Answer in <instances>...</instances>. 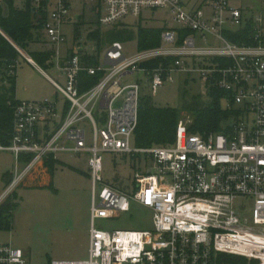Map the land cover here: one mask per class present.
I'll list each match as a JSON object with an SVG mask.
<instances>
[{
	"label": "built area",
	"instance_id": "1",
	"mask_svg": "<svg viewBox=\"0 0 264 264\" xmlns=\"http://www.w3.org/2000/svg\"><path fill=\"white\" fill-rule=\"evenodd\" d=\"M98 1L104 7L101 26L163 10L178 28H162L159 46L130 58L113 42L103 63L90 65L83 57L96 59L92 52L83 54L75 46L69 56L60 53L71 0H55L50 10L49 0H30L34 13H46L41 31L50 46L48 70L54 69L64 86L30 61L61 100L17 101L13 107L10 140L0 143V152L10 153L22 169H15L6 192L46 160H57L58 153L87 154L91 180L87 256L51 264H217L220 256L264 264V18L245 14L230 0H196L197 5L193 0ZM207 37L213 40L210 44ZM17 67L18 62L9 74L15 76ZM80 73L100 78L80 93ZM135 73L146 77L153 94L164 83H173L175 74L195 75L209 90L223 93L222 108L235 114L232 123L226 132L207 135L178 125L170 145L131 147L142 95L137 82L124 84V79ZM97 107L102 127L92 115ZM102 153L143 155L152 166L135 174L134 191L125 194L103 183ZM237 198L246 200L239 208ZM133 204L148 210L152 231L96 227L97 221L128 213ZM0 264L25 260L20 250L0 245Z\"/></svg>",
	"mask_w": 264,
	"mask_h": 264
},
{
	"label": "rangeland",
	"instance_id": "2",
	"mask_svg": "<svg viewBox=\"0 0 264 264\" xmlns=\"http://www.w3.org/2000/svg\"><path fill=\"white\" fill-rule=\"evenodd\" d=\"M193 2L197 5L196 0ZM230 3L241 8L245 14L261 15L264 18V0H230ZM14 4L18 6V3ZM91 5L93 4L81 0L72 1V13L79 14V16L74 17L71 20L72 23L62 28V31L66 36V41L69 42L73 38L74 27L77 26L80 39H74L75 46L83 54L92 52L91 54L95 56L99 64L103 63L104 51L113 42L122 45L125 57L130 58L136 55L139 52V28H178L170 15L163 10H146L142 12L140 18L127 16L115 24L101 26L99 18L104 14V7L98 3L93 6L94 10L90 13L88 8ZM92 34L99 37L100 46H98V40L91 37ZM194 37L199 41V34H194ZM206 39L209 44L213 41L210 37ZM32 49L46 50L47 47L35 46ZM45 73L52 80L64 86V80L58 79L54 69L46 70ZM15 77L17 101H40L55 98L58 101L61 100L51 84L25 62L21 61ZM129 82H137L141 88V95L150 98L157 108L181 110L193 96H198L203 103L209 100L210 86L205 85L195 75L175 74L173 83H164L154 94L148 80L141 73H135L124 79V84ZM119 105L120 101L115 104L116 107ZM92 115L97 126L102 127L103 122L99 119L103 114L98 107L92 111ZM252 118L253 116L250 115V126ZM189 119L185 112L180 113L177 126H187ZM90 137L91 129L87 126L88 144H90ZM130 145L135 147L134 137ZM101 156L103 183L125 194L133 193L135 174H145V171L152 166V163L143 155L131 157L130 155L102 153ZM59 159L64 166L54 169L52 187L27 190L18 186L7 193V187L11 181L2 180V175L8 172L13 176L15 169L21 170L22 167L15 164L10 153H0V200L8 194L3 201H7L9 196H16L17 204L12 214L10 229L0 230V245H11L20 250L25 264L80 261L87 255L86 232L90 225L91 200V180L88 175L87 156L63 155L59 156ZM99 189L100 186H97V190ZM245 201L244 198H237L234 204L239 208L245 204ZM96 227L106 231H152V222L148 210L133 204L128 213H120L111 220L97 221ZM247 264L255 263L247 262Z\"/></svg>",
	"mask_w": 264,
	"mask_h": 264
},
{
	"label": "trees",
	"instance_id": "3",
	"mask_svg": "<svg viewBox=\"0 0 264 264\" xmlns=\"http://www.w3.org/2000/svg\"><path fill=\"white\" fill-rule=\"evenodd\" d=\"M6 9V14H4ZM46 19L44 10L37 14L33 12L30 0H25L21 7H16L14 1L0 2V143L7 144L12 132V111L17 103L15 98L16 77L9 74V68L21 58L18 50L24 51L43 70H48L51 52H32L28 48L39 42L43 22ZM162 29L139 28L138 50L152 49L159 46ZM98 40V36L92 34ZM116 37V36H115ZM18 49V50H17ZM92 65L96 59L83 57ZM152 62L149 66H155ZM78 89L85 92L96 84L100 75L87 76L80 73ZM223 93L217 89H210L209 100L203 103L198 96H193L181 110L175 108H157L148 97L142 96L138 109V122L134 131V145L137 148L151 146H165L174 142L180 113L189 116L187 131L191 134L207 135L209 133H223L228 129L230 119L235 115L232 111L224 110L221 105ZM56 160L48 159L44 165L52 176L53 165ZM10 181L9 175L2 177ZM51 185H49L50 188ZM16 196H9L7 201L0 204V230H8L11 225L12 214L15 211ZM217 264H247L243 258L220 256Z\"/></svg>",
	"mask_w": 264,
	"mask_h": 264
},
{
	"label": "crops",
	"instance_id": "4",
	"mask_svg": "<svg viewBox=\"0 0 264 264\" xmlns=\"http://www.w3.org/2000/svg\"><path fill=\"white\" fill-rule=\"evenodd\" d=\"M72 1H75V0H71V2ZM76 1H79V0H76ZM82 1V0H81ZM0 2H2V1H0ZM14 3H18V6H16L15 4V6L16 7H21L22 6V3H20V2H14ZM54 3H55V0H49V2H48V10H50L52 7H53V5H54ZM90 4H93V5H91L89 8H88V11L90 12V13H92L93 12V10H94V5H96V4H98L99 3V1L98 0H91L90 2H89ZM70 7H71V3H70ZM4 14H6V9H4ZM79 16V14H74V13H72V9L70 8V16H69V18H68V20H67V22L65 23V25H63V27L62 28H64V27H66V26H69L71 23H72V19L74 18V17H78ZM75 25H77V24H75ZM63 32V31H62ZM40 34H41V37H40V39H39V42L38 43H36V44H32V45H30L29 46V48H28V51L30 52V53H32V52H43V51H45V49H43V50H35V49H32V47H35V46H45V47H47V51H49L50 50V46H48L47 45V43H46V40H45V38H44V35H43V32L42 31H40ZM64 34V33H63ZM64 36H65V34H64ZM65 38H66V36H65ZM74 39L76 40V39H80V35H79V32H78V30H77V26H75L74 27V33H73V38H72V40L71 41H66V43L60 48V53H61V55L62 56H69V55H71V52H72V49L75 47V44H74ZM78 41H80V40H78ZM77 45V44H76ZM23 52V54H24V59L23 58H20L19 59V61H18V66L20 65V63H21V61H23V62H25L29 67H31L32 69H34L36 72H39L36 68H34L33 67V65L30 63V61H33L29 56H28V54L26 53V52H24V51H22ZM18 68V67H17ZM46 80H47V78L41 73V72H39ZM57 73V72H56ZM16 76V75H15ZM59 79V78H58ZM60 80H64V79H62V78H60ZM48 81V80H47ZM49 82V81H48ZM15 93H16V90H15ZM17 100V99H16ZM0 153H6V152H0ZM63 155H65V156H68L67 154H65V153H58L57 155H56V158H57V160H56V162L54 163V165H53V171H54V169L56 168V167H63L64 166V163L59 159V156H63ZM80 155H86L87 156V159H88V155L87 154H85V153H82V154H80ZM13 161L15 162V160H14V157H13ZM45 163V162H44ZM86 163H87V161H86ZM16 164V163H15ZM17 166H19V167H22V163H19ZM6 174H8L9 175V177H10V181H11V179H12V173L11 174H9L8 172L6 173ZM5 174H3L2 175V177L4 176ZM53 175V174H52ZM3 180V179H2ZM52 176L48 173V171H47V168L45 167V165L43 164V165H41V166H39V167H37L34 171H32L24 180H23V182L19 185L20 186V188L21 189H27V190H30V189H43V188H49V185H51L50 187H52ZM89 230V229H88ZM88 230H87V241H88ZM87 247H88V243H87ZM87 256V255H86Z\"/></svg>",
	"mask_w": 264,
	"mask_h": 264
}]
</instances>
